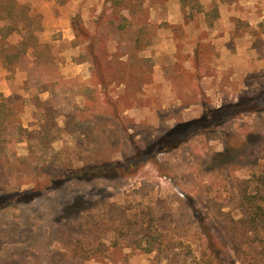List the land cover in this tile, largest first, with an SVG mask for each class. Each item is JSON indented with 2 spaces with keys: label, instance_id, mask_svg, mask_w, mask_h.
Wrapping results in <instances>:
<instances>
[{
  "label": "rangeland",
  "instance_id": "rangeland-1",
  "mask_svg": "<svg viewBox=\"0 0 264 264\" xmlns=\"http://www.w3.org/2000/svg\"><path fill=\"white\" fill-rule=\"evenodd\" d=\"M85 1L73 40L57 32L33 47L34 63L25 54L9 69L24 92L10 96L14 119L0 126V195L66 165L126 163L136 141L149 145L177 122L264 91V0ZM17 10L42 26L37 10ZM84 60L89 78L64 77L75 72L62 64ZM263 173L264 110L226 118L131 174L70 180L1 211L0 264H205L206 243L214 264H264L263 243L238 254L230 227L242 217L239 181L264 189ZM151 220L162 246L175 247L145 250ZM92 251L102 253L82 259Z\"/></svg>",
  "mask_w": 264,
  "mask_h": 264
},
{
  "label": "trees",
  "instance_id": "trees-1",
  "mask_svg": "<svg viewBox=\"0 0 264 264\" xmlns=\"http://www.w3.org/2000/svg\"><path fill=\"white\" fill-rule=\"evenodd\" d=\"M120 2L121 0H113V3L115 4ZM0 3L3 4L4 10L8 12L9 17L12 19L11 24L6 25L1 29L4 37H6L17 28L16 26L18 24L24 22L22 15L23 11L18 15L13 14L12 5L17 3L15 0H0ZM23 10H25V8H23ZM24 23L23 30L21 31L22 39L19 43L13 44L7 43V41L1 43V53L5 63L9 67L16 65L15 63L19 62L22 56H24L30 48L36 47L39 44L35 32L36 29L30 22L26 21ZM120 27L123 28V26ZM81 30V28L79 30L77 26H75L76 35H80V32H83V30ZM95 55L97 56L98 54L95 52ZM43 71L44 73L46 72L45 70ZM96 73L97 75L103 76L102 71ZM45 76L48 80L54 79V76L50 72L46 73ZM100 83L104 84L105 82L102 80ZM11 99L12 98L10 96L7 97L4 94H0V126H5L12 119H14L15 107L13 106V101ZM100 99L101 97L97 98L96 105L101 103ZM261 110H264V91H261L253 96H242L238 101L230 102L219 108L206 109L198 118L177 122L174 127L167 130L162 136L149 145H143L136 141L134 143L135 153L127 158L126 163L121 162L120 160H113L97 164H87L82 167H71L66 165L63 171L55 175L48 176V179L45 182L39 181L31 188L22 191L1 194L0 212L13 204L28 205L31 200L35 201L41 196H47L48 191L52 190L55 185H60L70 180L90 181L99 177L117 178L121 175L131 174L136 169L147 163L156 162L157 152H163L171 149V147L179 146L192 135L200 136L203 132H206L213 127L214 124L222 122V120L226 118L234 119L243 115L245 112H258ZM257 179L264 185V173L258 175ZM238 191L239 195L237 199V207L241 208L242 217L240 219L233 218L231 220L232 225L230 227L233 235V248L236 253L240 254L246 250L247 246L255 244L258 241L263 243L264 247V238L261 236V231L264 227V189L262 186H258V184L251 189L250 180L246 179L239 181ZM150 223L151 225L146 227V231L148 230L147 233L150 235L149 238H146L148 247L145 248V250L147 252H152L157 249L159 251H165L175 247V244H167L163 247V241L160 237L161 233L154 235L152 233V227L154 226L153 220H151ZM142 241L143 240H139L137 242L138 245H141ZM206 244L207 245L204 247V257L206 259L205 264H214L211 256L212 252H210L211 254L208 252L210 249H213L214 245H210V243ZM100 245L105 248L108 247L103 242H101ZM98 253L102 252L92 251L89 255H82L81 257L82 259H89L92 258V255Z\"/></svg>",
  "mask_w": 264,
  "mask_h": 264
},
{
  "label": "crops",
  "instance_id": "crops-1",
  "mask_svg": "<svg viewBox=\"0 0 264 264\" xmlns=\"http://www.w3.org/2000/svg\"><path fill=\"white\" fill-rule=\"evenodd\" d=\"M17 3H22V5H26L29 7V14L26 15H36V10L43 15L42 19V26H36L33 27L36 29V36L39 43H50L53 42V36L59 32L63 33L64 36L68 37L70 40H73L75 37L74 31L71 27V20L73 16L75 15L77 9L79 8L80 4L85 10L86 8H89L90 5L85 0H15ZM180 1V0H179ZM78 7V8H77ZM23 8V7H22ZM77 8V9H76ZM178 10L179 14H175V21H181L182 20V12H181V5L175 4V10ZM22 12V11H21ZM25 12V11H23ZM20 12L17 10L14 12V15H18ZM38 14V13H37ZM24 15V14H22ZM0 46L1 43L4 41L7 43H13L17 44L22 39L21 31L23 30L24 22H21L18 24L16 29L8 34L6 37H4L3 33L1 32V29L5 27L6 25H9L12 23V19L9 17L8 12L4 10V7L1 8L0 6ZM39 27V28H38ZM33 48H30L28 52L26 53L29 60L34 63L35 55L32 54ZM20 62V61H19ZM15 63L18 65V63ZM61 69L65 71H73L75 73L70 71L69 73L65 72L62 74L65 78H70L71 76H77L82 75L83 78H89L90 77V70H89V61H70L67 62L65 65H61ZM65 66V67H64ZM10 67L5 63V60L3 58V55L1 53L0 49V94H4L5 96L9 97L13 93H23L21 89H19V81L18 80H11L9 78ZM21 76H24L23 72L17 71V77L19 78ZM44 93V92H43ZM42 93V94H43ZM23 95V94H22ZM25 95V94H24ZM27 95V94H26Z\"/></svg>",
  "mask_w": 264,
  "mask_h": 264
}]
</instances>
